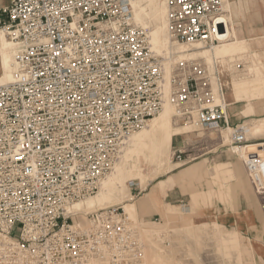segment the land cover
Here are the masks:
<instances>
[{"label":"built area","instance_id":"2783aa9c","mask_svg":"<svg viewBox=\"0 0 264 264\" xmlns=\"http://www.w3.org/2000/svg\"><path fill=\"white\" fill-rule=\"evenodd\" d=\"M166 3L175 43L226 37L222 0ZM0 32L16 48L14 79L0 85V264H143L138 230L122 209L82 216L69 207L99 192L129 136L167 102L186 124L229 129L219 74L179 58L167 89L163 59L133 23L130 0H0ZM232 128L231 145H247ZM258 150L244 161L257 191Z\"/></svg>","mask_w":264,"mask_h":264},{"label":"rangeland","instance_id":"374dc122","mask_svg":"<svg viewBox=\"0 0 264 264\" xmlns=\"http://www.w3.org/2000/svg\"><path fill=\"white\" fill-rule=\"evenodd\" d=\"M258 1L259 0H250V4L252 5V3L257 2L256 5H259ZM259 2L261 3V9L262 7L264 8V0H260ZM132 3H135V7L137 6L139 9L147 10V12L149 10L150 2H148V0H143L141 3H139V0H132ZM245 5V3H239L238 12L241 11V8H248L247 5ZM133 7L134 6L130 5L133 21L139 26L134 18ZM243 13L244 11L240 12L241 15ZM139 27L145 29L148 34H150L153 26L148 24L145 27ZM166 37L168 38L167 32ZM237 40L233 38L227 43L220 45L215 44L216 46H206L199 43L194 44L193 46L195 47L190 48L183 56L197 59L204 64L206 63L210 72L219 74L223 84V100L222 97L219 96L217 99L218 103L223 101L227 107L229 129L232 131L233 126L239 125V129L243 131L248 140L246 145L248 154H251V152H249L250 148L257 149L259 147H264V144H262L264 141V134H255L259 129L257 121L264 120V95L261 96L260 101L255 102L252 100H256L257 97L253 94L244 98L240 95L238 102L244 99L245 102H253L251 105L250 103L236 104L233 97H231L232 100H228L227 96L231 94L229 92H231L232 83L235 91L239 92L242 90L239 88L241 84L247 83L249 87L253 85V90L254 86H257L259 80L262 79V77H259V74L258 76L254 75L252 79L250 78L243 81L234 80L232 82L233 79H241L249 75L250 72L248 69L254 59L263 66L262 70L264 75V40L256 39V42L255 40H241L240 46L238 47L239 49L236 53H233L232 56L225 58L221 62L218 58L214 57V54H216L218 50L228 49L229 45L239 43ZM170 45V54L176 59L179 52L175 46H172V42ZM254 55L256 56L253 57ZM232 59H234L233 62ZM229 60H231V62H229ZM230 66H232L231 70L229 69ZM166 73L168 76L166 87L169 89L168 80L170 73ZM263 90L264 89H262V91ZM239 93L241 94V92ZM166 106L167 105H165L164 108ZM247 107L253 108L254 115L245 116L243 111L246 110ZM173 119V125L175 127L185 128L191 125L179 120L175 115V110ZM192 126V130L194 131L173 137L166 155L161 159V161H164L163 163H160L161 161L156 160L155 157L144 156V152L150 155V150L145 149L141 154L139 153L140 149L132 152L128 157L129 165H127V167L136 165L141 175L138 174L134 177L133 181L130 183V188L127 190L124 188L119 190L116 194H112L103 206L95 208L90 212L104 207H118L122 209L127 218L138 230L139 238L143 244L144 264H264V257H262L258 248L260 245L259 243L262 242L264 245V187L258 188L257 191L243 164V178L246 189L249 190L248 195L243 192V188L238 187V179L233 175L225 180L212 179L211 176L207 174L206 167L211 168L218 162L232 163L237 161V156L231 151L232 148H235V146L231 145V134L229 136V132H226L225 128L218 130H202L194 124H192ZM143 130L144 129L133 135L139 134ZM178 149L185 151L187 154H194V152L191 151L192 149H194L195 152L199 149H204L198 154H206L209 152L211 155L218 156V158L212 160V158H209L211 155L208 154L196 161L193 160V162L180 163L173 157L174 152L178 151ZM125 151L126 145L123 146L120 157L124 155ZM198 154H194L193 156L198 157ZM120 157L116 165L119 164ZM204 159H207L206 165L196 177L192 178L193 176H190L188 177L190 179L184 180L180 185L174 188L176 190L175 194H181L183 196L184 203L168 202L167 204L171 206L161 205V208L157 209L154 208L153 201L150 203L145 202L147 201L146 196L148 191L160 180L166 179L169 176H174V174H178L181 170L197 162H201ZM109 176L103 183L108 180ZM260 176L264 183V166L260 168ZM125 177L127 178L128 175H125ZM130 179L129 177L126 180L130 181ZM103 183L100 191L95 196L85 200H95L99 196H102L101 190ZM140 190L142 193L138 194ZM193 190L202 192L197 204L196 201L192 203L191 200V192ZM208 192L211 193V196ZM238 200H241L243 204H245L244 208L246 210L253 212L254 218L257 220L256 222L259 224V230L256 227L252 228V230H257L258 232H252L250 233L251 235H249L233 227H224L221 224H214L216 223L215 218H213L214 210L220 212L221 209L226 208L235 213L239 209ZM126 205L130 206L129 208H131L132 213L127 214L124 208ZM185 209H189V211L186 212ZM160 210H163L162 214ZM82 216L84 215L82 214ZM87 225L88 223L85 217L82 218L81 226L86 228ZM261 230L262 232H260ZM252 235L255 237L253 238ZM222 239H230L232 244L229 246L224 245V243H222L223 241L221 242Z\"/></svg>","mask_w":264,"mask_h":264},{"label":"bare ground","instance_id":"6f19581e","mask_svg":"<svg viewBox=\"0 0 264 264\" xmlns=\"http://www.w3.org/2000/svg\"><path fill=\"white\" fill-rule=\"evenodd\" d=\"M142 1L143 0H139V3H141ZM148 2H150L148 12L147 10H143L141 8L139 9L137 6L135 7V3H132V0H130V5L134 6L133 7L134 8V18H135L136 23L139 26L145 27L148 24H151L153 26L151 33L149 34L150 45L154 53L163 59V62L165 65V80L167 83L168 76L166 72H168V74L170 73L169 80H168L170 84L172 65L175 63V60L179 58H188L186 56H183V54H186L190 48H193L195 46L193 45L192 46H182L180 44L175 43L170 38L168 31H167V16H166V13H167L166 4L167 3H166V0H148ZM241 2L245 3L247 7H249L250 0H235L233 2H231L230 0H222V9L224 13L223 16L226 19H228L229 26H228V33L226 37L224 38V40H222L221 42L215 43L216 45L227 43L230 39H233V38L237 40L238 30L236 29L235 23L233 21V15L239 13L238 12L239 3ZM132 21H133V17H132ZM166 32L168 34V38L166 37ZM170 41L173 44L172 46H175L179 52L176 59L172 56V54H170V50H169V45L171 43ZM233 46H236V45H233ZM15 52H16V48H15L14 43L8 38L5 32H0V85L10 83L14 79ZM156 52L159 54H157ZM217 103H218V100H217ZM165 105L167 106L165 108L163 107L164 108L163 111L158 116L150 120L148 125L144 128L142 132L136 135L132 134L133 136L132 135L131 137L129 136L130 138L127 139L128 141L126 140L124 144V146L126 145V151L124 152V155L120 157L119 164L118 165H116L117 163L115 164L116 166H114L112 173L109 174L110 176L108 175L109 176L108 180H106V182L103 183V181L108 177L107 176L102 181L103 183L102 190H101L102 196H99L95 200H84V201L75 203L69 207V210L74 211L75 213L86 215L91 210H94L95 208L103 206L108 201V199L111 197L112 194L113 195L116 194L121 189L125 188V190H127L128 188H130L131 187L130 183L133 181L134 177L138 174L141 175V173H139V168L136 165L127 167V165H129L128 157L132 152L140 149L139 153L141 154L145 151V149H147V150H150V155H148L149 153L144 152L143 153L144 156L155 157L156 160L161 161L162 157L166 155L167 149L170 147L171 141L173 140L174 136H178V135H182V134H186V133H190L194 131L192 130L193 129L192 124L191 125L188 124L189 126L185 128L175 127L173 125L174 123L173 114H174V110H175V115L177 111L169 102H167ZM194 125L198 127L196 124ZM225 131L229 132V136L230 134H232V131L230 129H226ZM254 131H257V130H254ZM236 148L240 156L242 157V159L244 160L247 159L249 155L247 151V146L245 145V146L236 147ZM163 162L164 161H161L160 163H163ZM262 166H264V161L261 167ZM125 175H128V177L126 178ZM129 177L131 178L130 181L126 180ZM257 187L258 188L264 187V183L260 175L257 177ZM100 189H101V186H100ZM146 199H147V201H145L146 203H150L154 201L155 200L154 194L150 193L149 195L146 196ZM129 207H130L129 205H126L124 207L127 214L132 213V210ZM104 208H107V207H104ZM185 211L187 212L189 211V209H185ZM88 228H89V223L86 229ZM221 242L224 243V245H228V246L232 244V241H230V239L228 240L222 239ZM143 264H144V256H143Z\"/></svg>","mask_w":264,"mask_h":264},{"label":"crops","instance_id":"0c3cea01","mask_svg":"<svg viewBox=\"0 0 264 264\" xmlns=\"http://www.w3.org/2000/svg\"><path fill=\"white\" fill-rule=\"evenodd\" d=\"M231 2L235 1V0H230ZM256 3H252V5L249 2V7L248 8H241V11H244V13L241 15L240 12L233 15V21L235 23L236 29L237 31V35H238V40L239 43H241V40H255L256 39H261L264 40V8L262 7L261 9V3L258 1L259 5H256ZM237 15V16H236ZM233 44V45H229L228 49H224V50H218L216 52V54H214L215 58H218L221 61H223L225 58H228L230 56H232L233 53H236L237 50L239 49L238 47L240 46V44ZM219 56V57H218ZM256 55H254L253 57H255ZM234 61V59H232V62ZM229 62H231V60H229ZM230 70L232 69V66H230L229 68ZM263 66L256 61L255 59L252 61V64L250 66V68L248 69V71L250 72L249 75L245 78H241V79H233L232 82L234 80L237 81H243V80H247V79H252L254 78V75H259V77H262L261 80H259V83L257 86L253 85L251 87H249V84L247 83H243L241 84V89L239 92H241V94L239 92H236L234 87H233V83L231 86V94H229L228 100H232L231 97L234 98L235 103L237 104H242V103H250V105L255 102V101H260V98L262 95H264V90L262 91V89H264V75H263ZM256 89V91H255ZM255 91V92H254ZM250 94H253L257 97L256 100H252L253 102H245L244 99H241V101L238 102L240 95H242V98L249 96ZM242 112V111H241ZM243 113L245 114V116H252L254 115V110L252 107H247L246 110L243 111ZM241 114V113H240ZM256 121V120H254ZM257 124L259 125V129L257 131V135H261L264 134V120L261 121H257ZM198 148V147H196ZM179 151H181V149H178ZM204 149H199L198 151H194V149H192L191 151L194 152V154H198L199 152H201ZM251 153H258L260 150L257 149H249ZM232 153L235 154L237 156V161L236 162H218L215 163L213 167L211 168H207L206 167V171L207 174L211 176L212 179H227L228 177H230L231 175H233L235 178L238 179V187L243 188V192L246 193L248 195L249 190L246 189L245 186V182H244V178H243V167L242 164L244 165V159H242V157L240 156L237 148H232L231 149ZM260 153H262V151H260ZM211 153H206V154H198V157L194 160H198L200 158H202L205 155H208ZM250 155V154H249ZM209 158H212V160H215L216 158H218V156L216 155H211L209 156ZM248 158V157H247ZM206 161L207 159H204L201 162H197L183 170H181L178 174H174V176H169L166 179L160 180L155 186H153L147 193V195H149L150 193L154 194L155 200L153 201L154 203V208H161V205H168L171 206L170 204H167L168 202L171 203H184L183 200V196L181 194H175V187L180 185L184 180L186 179H190L188 177L193 176L192 178L196 177L201 170L205 167L206 165ZM193 162V161H192ZM232 173V174H231ZM191 178V179H192ZM142 191L140 190V192L138 194H141ZM209 195L211 194L210 192H208ZM202 192L201 191H196L193 190L191 192V200L192 203L194 201H196V204L198 203V199L201 196ZM211 196V195H210ZM166 202V204H165ZM239 203V209L237 210V212H233L232 210H228L226 208L221 209L220 212L215 211L214 210V215L213 218H215L216 223L214 224H221L224 227H233L236 228L238 230H240L241 232H245L249 235H251L250 233L252 232H258L257 230H252V228L256 227L258 229L259 224L256 222L257 220L254 218L253 212L252 211H248L244 208L245 204H243V202L241 200H238ZM253 206V205H252ZM245 209V210H244ZM161 214L163 213V210H160ZM212 216V215H211ZM259 230V229H258ZM262 232V230L260 231ZM237 233V232H235ZM253 236V235H252ZM250 236V237H252ZM255 236H253L254 238ZM260 247L259 251L262 254V257H264V245L263 243H259Z\"/></svg>","mask_w":264,"mask_h":264}]
</instances>
